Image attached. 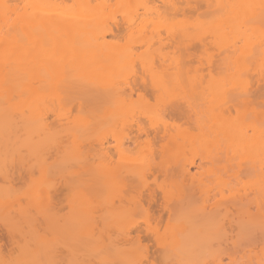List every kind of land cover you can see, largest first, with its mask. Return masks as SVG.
I'll use <instances>...</instances> for the list:
<instances>
[{
  "label": "rangeland",
  "instance_id": "374dc122",
  "mask_svg": "<svg viewBox=\"0 0 264 264\" xmlns=\"http://www.w3.org/2000/svg\"><path fill=\"white\" fill-rule=\"evenodd\" d=\"M112 31L119 35H111ZM45 33H70L74 38L56 44L40 42L39 35ZM70 74L79 77L85 87L106 89L107 108L93 110L89 97L83 100L84 86L83 94L77 95L72 85L75 92L67 91L69 84L61 83L67 75L68 82ZM75 79L71 81L76 83ZM140 80L144 81L143 98H137L134 91L129 99L124 86ZM106 87L116 91L119 87V91L114 94ZM79 100L85 102L76 106ZM67 101L74 107L69 108ZM176 104L187 109L184 113H189V119L185 114L180 119L164 113ZM226 113H231L228 118ZM45 116L48 125L41 126ZM56 116L58 120L50 125ZM134 117L151 133L166 131L164 150L155 149L157 142L152 144L153 150L143 143L136 147L121 143L132 132ZM99 136L107 137L106 145L120 141L122 150L112 154L111 163L124 166L137 179L132 188L120 182L110 184L104 191L106 207L136 209L132 203L119 202L120 198L139 191L144 194L151 188L156 192V204L171 211L167 231V210L158 226V231H164L161 248L169 251L162 252L163 260L157 254L155 264H264V0H0V229L20 224L15 221L18 210H47L53 205L61 213L78 210L84 222L91 221L97 215L92 211L98 210L96 190L90 193L93 186L89 191L85 188L91 185L87 182L97 184L93 177L99 174L97 158L90 149ZM48 147L63 154L56 155L57 149L50 152ZM43 149L46 155L35 154ZM89 154L93 158L88 160ZM37 158H41L40 164ZM77 159L82 160L80 167L92 161L94 165L86 169L97 170H89L92 176H85L90 181L85 177L81 181L87 187L74 186L76 177L72 176L76 175L66 170ZM52 160L57 161L58 169L63 166L60 173L54 167L51 171ZM31 162L35 168L32 166L29 178L22 174L23 181L8 186L5 178ZM150 163L160 173L155 183L144 187L139 177ZM180 166L189 173L186 179L172 183L170 178L177 176ZM70 176L73 183L69 181L68 187L65 183ZM65 185H71V191ZM69 192L77 193L79 203H68ZM47 195L55 196L49 205ZM242 202L245 205L235 211L233 204ZM209 210L211 215L206 216ZM134 214L130 221L140 219ZM24 224L22 228H26ZM143 225L141 222L139 227ZM120 227L110 226V233ZM253 235L256 243L248 247ZM14 237V251L4 245L9 249L8 258L25 256L18 250L23 251V241L32 248L38 244L21 234ZM6 242V236L0 234V247ZM108 244L100 242V247L106 250ZM238 245L245 253H232ZM4 248L0 258H6ZM122 261L148 264L143 253L124 256Z\"/></svg>",
  "mask_w": 264,
  "mask_h": 264
},
{
  "label": "bare ground",
  "instance_id": "6f19581e",
  "mask_svg": "<svg viewBox=\"0 0 264 264\" xmlns=\"http://www.w3.org/2000/svg\"><path fill=\"white\" fill-rule=\"evenodd\" d=\"M109 33H111V35H113V36L119 35V32H113L112 31ZM63 38L72 39V38H74V36L70 33H55V34L45 33V34L39 35L38 40L39 41L43 40L42 42L46 41L45 43L53 41V43L56 44L59 42V40H61ZM70 75L72 78L69 77V79H68L69 81L66 82L67 78H68L67 76H69V75H67L66 76L67 78L65 77L66 81L62 82L61 85L63 83H65L66 85L69 84V85H67V88H66L67 91L69 90V88H70V90L74 91V89H71V85H72L73 86L72 88H75L77 95L83 94L82 88L85 84L84 85L81 84L79 77L76 79H77V81H80L79 82L80 85L77 83V81H76V83L73 80L71 81V79H73V78L75 79L76 76H74L72 74H70ZM72 82H74V83H72ZM84 83H86V82L84 81ZM92 86H94V85H92ZM92 86H86V87L84 86L85 87V88H83L84 97L82 96L83 100H87L89 97L88 101L91 102L89 105H93V110L102 111V109L107 108V104L109 103V98H107V97H109V95L105 96V95H107V91H106V89L101 88V86L99 88H98V86H95V87H92ZM65 87L66 86H64V89H65ZM125 87L128 91V94L126 95L128 98L131 96V94L134 91L137 92L136 93L137 98H139V99L143 98V92L142 91L145 90L144 81L143 82L142 81L141 82H138V81L132 82L131 84L128 83V84H126V86H124V88ZM106 88L108 89V87H106ZM79 89H80V91H77ZM108 90H110V92L114 91L113 93L116 94L117 91H119V87H118L117 91L114 88L112 89V87H109ZM120 90L122 91L123 89H120ZM115 91H116V93H115ZM121 91H120V93H121ZM74 92H72V95H73L72 97L76 96V93H75V95L73 94ZM78 92H81V93L78 94ZM86 92H87V94H86ZM122 92H124V91H122ZM79 97H81V96H79ZM128 98H126V99L128 100ZM76 99H77V97H76ZM77 100H75V102ZM81 100H79L81 103L77 102V105L74 103L73 104L78 106L79 104H82L85 102V101L82 102ZM68 104L69 103L67 101V105ZM71 106H73V105L71 104L69 108H71ZM76 106H75V108L77 109ZM81 107H83V106H81ZM185 109L186 108H184L183 106H180V104H178V105L176 104V105H172V107L170 106L168 110L166 109V112L164 110V113L167 114L168 117H170V118H176V117L180 116L181 117L180 119H182V116H183V118H186L185 116H187V118L189 119V113H188V115H186L188 111H187V109L186 110ZM51 110H49L48 112L50 113ZM53 111H54V109H53ZM46 113H47V111H46ZM184 114H185V116H184ZM230 114L226 113V117L228 118L230 116ZM201 115H198V116L201 117ZM59 117H60V119L62 118L61 116H59ZM54 118H56V119L54 120ZM54 118L49 122L50 125L54 124L58 120V116H56ZM194 121H196V120H194ZM41 122H42L41 126H43V124L45 126V124L47 123L46 116L44 117V119ZM197 122H198V120H197ZM190 124H191L192 128H196V126H195L196 122L193 123L192 119H191ZM192 124H194L195 127H193ZM47 125H48V123H47ZM130 128L132 129V132H127V134H125V136L123 137L122 142H121L122 144L124 141L131 142L132 143L131 145L136 147L139 144L143 143L145 145V148H148L149 150H153L154 148L152 147V144L157 142L159 145L155 149L158 150L159 152L164 150L162 141H164L165 137L168 135L166 133V131H154V130H152L153 133H151L150 128L149 127H148V129L145 128L144 125L142 124V122L139 121L138 117H136V118L134 117L131 120ZM114 138L116 139V137H114ZM114 138H113V140H114ZM84 139H85V137H84ZM86 141H88L87 138H86ZM116 141H117V143H116ZM116 141H115V143H108L106 145L105 143L107 142V137L106 136H99L94 141L95 147H93L90 144L91 143L90 141H89L90 143L88 142L92 146V147L91 146L90 147L93 148V149H90V147H89L90 151L94 150L95 158H97V167L96 168H98L97 170H98L99 174H97V173L93 174V177L96 176L95 177L96 183H97L96 185H95V181H93L94 185H93V183H91V181H90L91 177L88 178L89 180L85 177V176H87V177L92 176L91 175L92 172L90 175H89V172L93 171L95 169L94 166H92V167H94L93 170L89 169V168H91L90 165H94V164H92L93 163L92 161H91L90 165H88V166H90L88 168L90 171L86 169L88 167L87 166L88 162L85 158H87L88 160L90 158H93V156L91 157V155L93 154V151L91 152V155L89 154L90 155L89 158L85 157V155H84L85 158L83 161L86 160L87 163L86 164L84 162L81 163L82 167H80L81 165L79 164V162L82 161L81 159H80L81 161L79 159H77V161L75 160V164L72 163L73 165L70 162H69L70 165L69 164H68L69 166L67 165L66 170L70 169V171L75 173V175H76V176L71 175L74 178L76 177V179H75L76 183H73V181H71V180H73L71 176L69 177V179L70 178L71 179L70 180L68 179L67 180L68 183L67 182L65 183V184H68L67 185L68 187H69V181H71L70 183L71 184L73 183V185L76 187L79 186V188H80V185L87 187V184L86 185L80 184L81 181L82 180L84 181V179H85L86 182L90 181L87 183L91 184L90 186H88V188H85V189H87L86 191H89L91 189L89 192L92 193L91 191L93 190V188H94L93 191H95V190L97 191V192L95 191V193L93 192V194L96 195V196L95 195L94 196L96 197V200H97V206H98L97 209L98 210H96L95 212L92 211V213H94V214L96 213L97 215L95 217H92L91 221L84 222V220L82 219L80 211L75 210V209L68 210L67 212L63 211V213L60 212L61 210L55 209L54 205L52 208H47V210H45L46 208L44 210H41V209L18 210L17 209L19 211V214H15V215H17L16 217H18L15 219V221L17 220V222L18 223L20 222V224H17V226L13 225L14 227L11 225H4V229H5V230H3L4 232L0 229V234L3 233L6 236V239L8 241L3 245L1 244L3 247L1 246L0 250L3 251V248L5 246H7L8 248H11L13 250V246L11 247V245L14 243L15 234H19V235L21 234V236H24L23 238H27L25 240H27L29 242L32 240L33 243L35 241V244L38 243L39 245L37 244V246L32 248V247H30L29 243L27 246V245H25V244H27V242L24 243V241H23L22 243H23L24 247L21 245L22 246L21 248L23 249L24 252L21 251L20 248L18 250L20 253L22 252L21 255L25 254V256L21 257L19 255L20 258H16V257L8 258L7 257L8 253H6V252H8L9 249L7 250V248L6 249L4 248L5 249L4 254H5L6 258L4 256H3L4 258L1 257L0 258V264H125L127 261H125V262L122 261L124 259V256L134 254V253H143L144 259L146 258V260L148 261V264H155L154 259L157 258V257H155L157 254L160 255L161 260H163L164 257L161 254L164 253L163 251H166V250L169 251V249L165 248V250H163L164 248L163 249L161 248V240L160 239H161L162 235H164L163 232L165 230L167 231V228L170 225V216L169 215L171 214V211L168 210L165 206H163L162 203L156 204L157 203V196H156V192L154 189L147 188V191L144 194L141 193V191H139V192H136L135 194H132L130 196L120 198L119 202L125 201L127 203H132L133 206H136V209L130 210L128 208H125V209L120 210V209H115L116 207H113L112 205L110 206L109 209L107 208L108 206L106 207L107 204H105V203L107 200L105 201L104 191H105V189L108 188V186H110V184L120 182L124 187H128V188L136 187V185H137V184L136 185L133 184L135 186H132L134 179L131 178V173L124 166L119 165L118 163L117 164L111 163L112 154H114L115 152H119V151L121 152V150H122L121 149L122 144L120 143V141L118 142L117 139H116ZM92 144H93V142H92ZM54 145H52V147H54ZM65 145L63 147H65ZM86 146L87 145H85L84 147H86ZM52 147H51V149L49 148L50 152L55 151L57 149L56 151H58V150L59 151H58V153L55 151L56 155L57 154H60V155L63 154L60 152V149H58V148L54 149L53 148L54 150H52ZM56 147H59L58 144ZM68 147L69 146L67 145V148ZM61 149H64V148H61ZM86 149H88V147L85 148L84 150H82V149L81 150H82V152L86 153ZM69 150H71V149H69ZM40 151H41L43 156L49 152V150L46 148V151H48L47 153L45 152L46 154L44 153V149H43V151L39 150V151L35 152V154L39 153ZM90 151L88 150L87 153H89ZM42 155H38V156H40L42 158L43 157ZM36 156H35V158H36ZM41 158H37V159L40 160ZM43 159L46 160L44 157H43ZM55 159L57 160V158H55ZM39 160H37V162ZM54 160H52L51 163L55 165V163H57V161L53 162ZM35 162L36 161H34V164H35ZM37 162H36L35 166L38 164ZM40 162H41V160L39 161V164H40ZM19 163L21 165H23L21 162H19ZM32 163L33 162H31L30 165H29V163H26L29 165V167H28V165H25V166H27L26 168H22L20 165V168L23 170H20V168H18V170L16 169L17 171L15 170V173L11 172L10 173L11 175L8 178H5V176L7 177L9 175V174L8 175L6 174L4 176V178H5V181L7 180L9 182V184H7V185L8 186L10 185L12 187L14 185L13 184L14 182H16V181L19 182V180L23 181L24 176L22 174L28 175V178H29V176H30L29 174L31 173V171H33L32 166L34 164H32ZM39 164H38V167H39ZM52 164L49 167L50 168L54 167L57 170L54 168H51V171L56 170V172H58V170H59L58 173H60L61 172L60 170H63V169H60L63 166L61 167L59 165L60 168L58 169V167H56L57 164L55 166ZM76 164L79 167L76 168ZM83 164L86 166H84ZM193 164H194L193 162H190V165H193ZM71 165H72V167H75V168H72ZM25 166H23V167H25ZM35 166H33V167L35 168ZM83 166L85 167V169ZM18 167H19V164H18ZM50 168H49V170H50ZM80 168H83L84 170L83 171L81 170L82 171L81 172ZM52 169H54V170H52ZM78 169L81 173L78 172ZM97 170H94V171H97ZM86 171H87V175H85ZM106 171L110 172V176L106 177ZM158 173H160V171L156 167V165L153 163H150L146 166L145 171L143 173V176L139 177V179L143 182V186L147 187V186H149L150 183L156 182V180H157L156 178H157ZM177 173H178L177 176H175L174 178H170V181L172 183H176V182H179L180 180L186 179V175L189 173V169L185 168L184 166H180L177 170ZM82 174H84V176ZM80 176H81V178H80ZM148 176H151L152 178L150 180H148L147 179ZM189 178L193 179V175H191ZM136 181H137V179H136ZM136 181H134V183ZM24 182H26V180H24ZM86 182H84V183H86ZM142 182H140V184ZM91 186H93V187H91ZM94 186L95 187L97 186L96 187L97 189H95ZM138 187H139V185H138ZM72 188H75V187H72ZM68 189H69V191H71L70 190L71 185H70V188H68ZM133 189H135V188H133ZM89 192H87L89 194L88 197L90 196ZM55 194H57V193H55ZM68 195H69L68 203H70L72 206V203L75 204L78 201V200H76L77 193L70 194V192H69ZM38 197H39V195H38ZM54 197L55 196H52V198H51V196L49 197V195H47V197H46L47 205H49V202H51L52 200H55ZM36 198H37V196H36ZM57 198H59V197H57ZM89 198H92V197H89ZM59 203H60V201H58V204ZM78 203H79V201H78ZM244 205H245V203L242 202L241 204L240 203L233 204L232 207L234 208L235 211H238L239 208H241ZM57 207H59V206H57ZM166 210L168 212V217L165 220L164 231L161 232L159 230L161 232L160 233L158 231V226L162 222L163 213ZM210 211L211 210L206 212V216L208 214L211 215ZM224 211L226 213H228V212H230V209L225 208ZM134 212H135V214H136V212L139 214L140 219L130 221V219H128V218ZM215 212H216L215 214L219 215L216 210H215ZM212 213L214 214L213 210H212ZM8 214H10V213L8 212ZM8 214H6V215H8ZM11 216H10V219H11ZM203 216H204V214H203ZM12 218L14 219L13 216H12ZM210 218L211 217H209V219ZM13 219H11L12 222H13ZM205 219H206V217H205ZM11 220H8V222L10 221V223H11ZM206 221L208 222V220H205V222ZM141 222H143L144 225L142 227H139ZM22 223H25L24 227H26V228H22L23 227ZM18 225H19V227H18ZM115 225H116V227L117 226H121V227L119 228V230H116L114 233L111 234L110 233V226H115ZM250 228H253V227L250 226ZM60 236H62V238H59ZM173 236H174V233H173ZM63 237H65V238H63ZM57 238H59V239H57ZM62 239L65 241H63ZM255 239L256 238H254V235H253L250 238V241L248 242V247L252 246L253 244L255 245V243H256ZM44 240H47L49 243L51 241V243L49 244L47 241H44ZM54 240H56V241L53 242ZM57 241H59L60 244L56 243ZM105 241L110 244V246L108 244L109 248L106 247L107 248L106 250H105V248L103 249V247H100V242L102 243ZM142 241H144V243ZM9 242L11 243L10 245L8 244ZM15 242L17 243V241H15ZM188 242L190 243L191 241H188ZM6 244H8V245H6ZM191 244L192 243H190V245ZM25 246H27L28 248ZM105 246H107V245H105ZM238 246H239V250L237 249ZM238 246H237V248H235L236 249L235 252H232V253H234V254L245 253L244 249H240V245H238ZM25 248H27V250ZM149 248H151L150 249L151 250L150 255L148 254ZM101 249H103V250H101ZM12 250L10 251V253L12 252ZM26 253H28V254H26ZM105 254H109V255H106L107 258L100 257L101 255L105 256ZM166 254H167L168 258L171 257V259H174L172 256H169L168 253H165L164 255L166 256ZM110 255H112V256L108 257Z\"/></svg>",
  "mask_w": 264,
  "mask_h": 264
}]
</instances>
